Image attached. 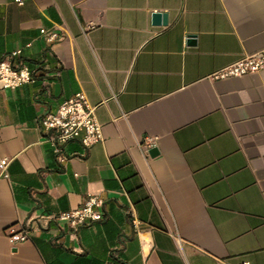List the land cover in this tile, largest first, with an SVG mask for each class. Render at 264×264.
Wrapping results in <instances>:
<instances>
[{"label": "crops", "instance_id": "obj_1", "mask_svg": "<svg viewBox=\"0 0 264 264\" xmlns=\"http://www.w3.org/2000/svg\"><path fill=\"white\" fill-rule=\"evenodd\" d=\"M17 50L0 264H264V70L211 79L264 51V0H0V60ZM80 92L103 140L56 152L42 119ZM91 196L102 220L53 219Z\"/></svg>", "mask_w": 264, "mask_h": 264}, {"label": "built area", "instance_id": "obj_2", "mask_svg": "<svg viewBox=\"0 0 264 264\" xmlns=\"http://www.w3.org/2000/svg\"><path fill=\"white\" fill-rule=\"evenodd\" d=\"M45 32V31H43ZM22 54L21 50L12 52L0 60V91L15 90L33 81L30 68L21 63H15V59ZM264 70V51L245 56L239 61L215 72L211 79L214 81L231 78H242L260 73ZM42 126L46 132V141L56 152L60 146L71 141H79L85 148L92 147L103 140V128L98 122L93 108L82 92L64 101L55 113L47 114L42 119ZM156 139L145 138L141 143L143 148L155 146ZM9 160L0 162L1 175L9 178L7 172ZM104 201L91 196L83 206L61 213L53 219L71 227H78L88 221H100L104 218ZM11 238L15 242H24L29 239L28 232L22 230L13 233Z\"/></svg>", "mask_w": 264, "mask_h": 264}, {"label": "water", "instance_id": "obj_3", "mask_svg": "<svg viewBox=\"0 0 264 264\" xmlns=\"http://www.w3.org/2000/svg\"><path fill=\"white\" fill-rule=\"evenodd\" d=\"M153 19H154V22L156 24H161V23H164V24H167V20H168V16L167 14H163V13H155L153 15ZM193 38V36H191ZM158 153V149L157 148H154L151 150V155L154 156Z\"/></svg>", "mask_w": 264, "mask_h": 264}]
</instances>
